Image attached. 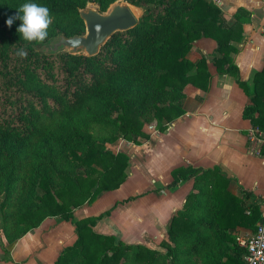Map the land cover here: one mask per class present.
<instances>
[{"label": "trees", "instance_id": "obj_1", "mask_svg": "<svg viewBox=\"0 0 264 264\" xmlns=\"http://www.w3.org/2000/svg\"><path fill=\"white\" fill-rule=\"evenodd\" d=\"M116 1L0 0V231L6 252L43 220L57 217L73 224L76 238L53 264H243L237 230L256 231L261 203L249 200V192L239 197L229 190L230 179L216 165L171 170L168 189L187 179L193 186L170 218L161 249L95 231L113 207L74 216L127 179L129 155L109 144H140L149 138L147 123L165 131L184 113L187 85L209 90V62L217 74L235 77L250 100L242 116L264 129V67L249 85L233 58L250 15L244 8L228 23L210 0H124L133 12L141 10L136 25L112 34L96 54L50 51L60 36L85 33L81 10L88 3L102 12ZM25 3L50 10L53 22L42 43L20 38V20L6 24ZM201 38L213 39L215 49L193 61L188 54ZM22 47L24 59L15 54Z\"/></svg>", "mask_w": 264, "mask_h": 264}, {"label": "crops", "instance_id": "obj_2", "mask_svg": "<svg viewBox=\"0 0 264 264\" xmlns=\"http://www.w3.org/2000/svg\"><path fill=\"white\" fill-rule=\"evenodd\" d=\"M210 1L220 7L228 23L238 8L250 12L243 23V38L235 43L238 51L233 58L239 76L251 85L253 73L264 67V0ZM215 46L211 38L196 40L188 57L195 61L210 55ZM208 65L212 74L209 90L187 85L181 100L184 113L165 131L146 128L149 138L140 144L124 140L118 150L129 155L127 179L117 189L102 192L92 203L75 209V218L97 215L113 207L108 216L97 220L95 231L161 249L160 243L168 241L170 218L183 207L193 186V179H187L174 190L168 189L171 170L188 165L219 166L230 179L229 190L239 197L249 192V200L259 203L264 200V144L249 140L253 126L242 116L249 97L234 76L219 75L210 62ZM250 232L239 228L237 238ZM75 238L70 221L48 217L7 248V253L6 238L0 231V264H53L59 252Z\"/></svg>", "mask_w": 264, "mask_h": 264}, {"label": "water", "instance_id": "obj_3", "mask_svg": "<svg viewBox=\"0 0 264 264\" xmlns=\"http://www.w3.org/2000/svg\"><path fill=\"white\" fill-rule=\"evenodd\" d=\"M131 6L129 3L119 2L106 13L95 9L81 11L85 33L70 37L60 36L48 46L50 51L56 52L63 48H69L73 53L82 50L86 55L96 54L100 46L112 34L136 25L139 16L135 15Z\"/></svg>", "mask_w": 264, "mask_h": 264}, {"label": "clouds", "instance_id": "obj_4", "mask_svg": "<svg viewBox=\"0 0 264 264\" xmlns=\"http://www.w3.org/2000/svg\"><path fill=\"white\" fill-rule=\"evenodd\" d=\"M14 20L21 21L17 32L26 44L44 42L48 36V29L53 22L50 10L36 3L21 5L17 10V15L8 18L6 21L7 26L11 27ZM15 54L21 59L26 58L28 55L24 47L18 49Z\"/></svg>", "mask_w": 264, "mask_h": 264}, {"label": "built area", "instance_id": "obj_5", "mask_svg": "<svg viewBox=\"0 0 264 264\" xmlns=\"http://www.w3.org/2000/svg\"><path fill=\"white\" fill-rule=\"evenodd\" d=\"M252 143L264 144V129L252 128L249 132ZM261 220L255 232L240 236L237 241L245 248L243 264H264V200L261 202Z\"/></svg>", "mask_w": 264, "mask_h": 264}, {"label": "rangeland", "instance_id": "obj_6", "mask_svg": "<svg viewBox=\"0 0 264 264\" xmlns=\"http://www.w3.org/2000/svg\"><path fill=\"white\" fill-rule=\"evenodd\" d=\"M119 2H123V3H128V2H126V1H124V0H117L115 3H113L112 5H110L105 11H102L101 13H106V12H108V10L114 5V4H116V3H119ZM133 6V5H132ZM88 9H95V10H98V7H97V5L96 4H94V3H88L87 5H86V7L85 8H83L81 11H86V10H88ZM135 13V15L136 16H140L141 15V10H137V11H135L134 12ZM62 50H69V51H71V49H69V48H63ZM72 52V51H71ZM76 53H84L82 50L81 51H77ZM85 54V53H84ZM145 128H148V130H154L155 129V124L154 123H147L146 124V127ZM124 140H119L118 142H116L115 144H109V148H112L113 150H118V149H120V148H122L123 147V144H124V142H123Z\"/></svg>", "mask_w": 264, "mask_h": 264}]
</instances>
